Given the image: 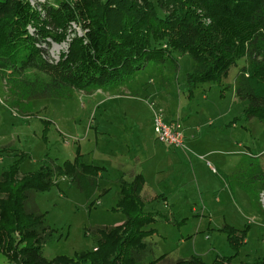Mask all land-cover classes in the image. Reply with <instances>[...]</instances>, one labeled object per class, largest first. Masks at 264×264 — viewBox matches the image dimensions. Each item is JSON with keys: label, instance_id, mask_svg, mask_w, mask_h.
<instances>
[{"label": "rangeland", "instance_id": "374dc122", "mask_svg": "<svg viewBox=\"0 0 264 264\" xmlns=\"http://www.w3.org/2000/svg\"><path fill=\"white\" fill-rule=\"evenodd\" d=\"M70 40L67 36L50 45V57L59 59ZM175 58L176 71L169 64L149 65L128 80L127 88L141 87L138 93L148 96L142 94L136 102L122 98L127 95L122 87L68 90L61 99L22 100L0 78V174L22 154L27 158L19 163V176L35 172L46 160L56 165L73 161L76 153L85 164L104 168L91 208L67 179L58 178L48 191L35 194L54 231L43 248L46 259L90 251L97 228L121 225L124 215L115 211L120 199L117 179L126 173L127 180L131 171L138 173L141 168L143 198L163 194L166 199L145 202L144 211L155 210L162 219L150 226L155 234L145 240L147 251L139 264L162 255L169 262L197 256L206 263L216 255L231 256L226 235L218 231L226 224L248 229L247 244L239 249L235 263L264 256V208L258 203L261 181L254 178L264 171V124L247 119L243 115L247 103L235 95L236 76L244 63L230 69L222 86L203 84L188 97L185 76L194 62L187 55ZM158 111L182 119V130L187 129L183 148L169 149L156 142L152 119ZM210 167L227 176L233 194ZM166 261L160 264H170ZM0 264H10L1 253Z\"/></svg>", "mask_w": 264, "mask_h": 264}, {"label": "trees", "instance_id": "16d2710c", "mask_svg": "<svg viewBox=\"0 0 264 264\" xmlns=\"http://www.w3.org/2000/svg\"><path fill=\"white\" fill-rule=\"evenodd\" d=\"M67 36L71 40L66 51L53 60L50 45ZM175 55L194 62L185 76L188 97L203 84L222 86L230 69L243 62L235 95L247 103L243 115L264 124V0H0V78L22 100L61 99L68 90L127 87L128 80L149 65L169 64L176 71ZM25 158L20 155L0 174V253L10 264L142 262L145 240L155 234L150 226L162 218L144 211L140 175L117 179L120 199L113 210L124 215L121 225L97 228L90 251L48 260L43 248L54 231L35 194L48 191L58 178L67 179L91 208L104 168L85 164L76 153L73 161L56 165L46 160L35 172L19 176ZM219 177L230 190L226 178ZM254 178L261 181L258 192L264 190V171ZM247 230L227 225L218 230L226 235L231 256L216 255L206 263L197 256L169 262L162 255L147 264H264V256L235 263Z\"/></svg>", "mask_w": 264, "mask_h": 264}, {"label": "built area", "instance_id": "2783aa9c", "mask_svg": "<svg viewBox=\"0 0 264 264\" xmlns=\"http://www.w3.org/2000/svg\"><path fill=\"white\" fill-rule=\"evenodd\" d=\"M152 129L154 138L159 144L172 149H179L183 147L184 134L178 120L168 122L164 120V115L161 111L154 112ZM212 171L214 174L216 173L215 170ZM258 203L262 208H264V190L259 192Z\"/></svg>", "mask_w": 264, "mask_h": 264}, {"label": "crops", "instance_id": "0c3cea01", "mask_svg": "<svg viewBox=\"0 0 264 264\" xmlns=\"http://www.w3.org/2000/svg\"><path fill=\"white\" fill-rule=\"evenodd\" d=\"M135 85H130L128 88L127 87H122L121 89H125V91H126V93H127V95H126V97H122V98H125V101H127V100H129V101H132V102H136L137 100H139L140 99V97H141V95L143 94V98H146V97H148L147 96V94L146 93H142V94H140V93H138V92H140V90H141V87H140V89L139 90H136L135 89V87H134ZM140 86V85H139ZM120 89V90H121ZM143 90H146V89H144V88H142ZM139 94V95H138ZM152 98H155V95H152ZM117 99H120V98H117ZM122 100H124V99H122ZM131 106H132V104L130 103V105L129 106H127V108H131ZM121 108H125V107H122V106H120ZM126 108V109H127ZM123 111V110H122ZM162 113H164L163 115H164V120H166V121H168V122H170V121H172V120H174V119H177L178 117H176L175 115H169V113H167L166 111H161ZM123 113H124V111H123ZM180 121L182 120L181 118L179 119ZM178 120V121H179ZM180 123V122H179ZM181 124V123H180ZM136 124H134V125H132L133 126V129H137V126H135ZM152 131H153V129H152ZM187 131V129H184L183 128V134H184V140H185V138H186V136H185V132ZM137 133L139 134V132L137 131ZM138 134H136V135H133L134 137H137V135ZM158 143V142H157ZM160 145H162V144H160ZM162 146H164V145H162ZM165 147H167V146H165ZM183 147H184V142H183ZM182 147V148H183ZM167 148H169V147H167ZM169 149H172V148H169ZM210 169H211V172L213 173V171L212 170H215L216 172H217V174L218 175H216V174H214V175H216L217 177H219V176H223L224 178H226V180H227V176L223 173V172H221L220 171V169H218V168H216V167H210ZM125 174L126 173H122L121 175H122V177H123V179L125 178ZM135 175H140L142 178H143V181H144V170L141 168L140 169V171L138 172V173H136V172H134V171H131V173L129 174V179H127L128 181L129 180H131ZM220 178V177H219ZM221 181H222V179H220ZM223 182V181H222ZM228 184H229V182H228V180L226 181ZM182 187V186H181ZM184 189V188H183ZM230 192H232V190L230 189ZM143 193H145V184H144V186H143V190H142V193H141V197H142V200H143V202H144V206H145V202H148V203H152L153 201H158V199L157 198H160L161 199V201H165V199H166V197L163 195V194H160V195H157V194H153V195H149V196H147L145 199L143 198ZM231 194H233V192L231 193ZM159 196H161V197H159ZM151 212H157V211H151ZM227 225V224H226ZM229 226V225H228ZM231 227V226H230ZM233 228V227H232ZM235 229V228H234ZM219 230V229H218ZM247 244V240L245 239V245ZM230 255V254H229ZM229 255H226V256H229ZM243 262V261H242Z\"/></svg>", "mask_w": 264, "mask_h": 264}]
</instances>
